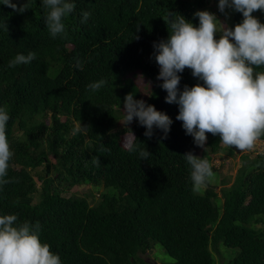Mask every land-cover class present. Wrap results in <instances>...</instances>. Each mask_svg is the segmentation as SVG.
Segmentation results:
<instances>
[{
  "label": "trees",
  "instance_id": "1",
  "mask_svg": "<svg viewBox=\"0 0 264 264\" xmlns=\"http://www.w3.org/2000/svg\"><path fill=\"white\" fill-rule=\"evenodd\" d=\"M214 1L72 0L75 9L63 21L66 36L56 38L42 0H27L23 13L0 4V107L10 115L13 152L6 177L12 182L0 186V214L38 221L41 242L61 264H155L157 247L173 264H264V149L222 150L220 137L207 134L200 158L212 164L217 153L241 152L244 164L231 186L221 181L219 193L211 179L193 191L182 155L197 156L199 146L176 120L178 105L166 103L157 80L153 43L168 37L167 12L197 26V11L225 19ZM226 11L227 25L242 21L241 13ZM83 12L90 13L86 22ZM253 15L264 23V12ZM29 52L36 54L30 63L8 67L16 54ZM179 75L180 90L203 83L190 69ZM136 78L153 84L147 100ZM101 79L104 87L87 89ZM129 93L170 117L166 138L156 128L146 137L136 118L118 128ZM129 129L136 151L123 143L132 137ZM144 147L151 155L142 160ZM80 185L90 192H71Z\"/></svg>",
  "mask_w": 264,
  "mask_h": 264
},
{
  "label": "clouds",
  "instance_id": "2",
  "mask_svg": "<svg viewBox=\"0 0 264 264\" xmlns=\"http://www.w3.org/2000/svg\"><path fill=\"white\" fill-rule=\"evenodd\" d=\"M0 4L19 13L29 10L27 0H2ZM42 6L51 37L66 36L63 21L75 9L72 0H42ZM218 9L226 18L228 9L241 13L242 21L229 26L216 14L203 10L194 14L199 20L197 26L179 12H167L163 20L168 37L153 43L159 66L157 80L162 81L159 86L167 92L166 103L178 105L176 120L182 122L186 135L192 136L197 146L203 147L210 133L238 151L252 150L264 137V23L253 15L264 12V0H218ZM89 15L83 12L82 22ZM35 58L34 52L16 54L8 67L28 64ZM186 68L203 83L185 85L180 90L179 74ZM106 83L101 79L88 84L87 89L96 92ZM122 111L121 123L127 127L136 118L146 128L144 135L148 138L153 136L154 128L162 130L165 138L170 131V117L145 100L134 99L133 93L124 97ZM9 119L7 107H0V186L12 182L6 179L13 157L7 137ZM86 126L82 124L73 131ZM134 140L132 133L125 145L129 151L137 150ZM139 155L145 160L151 153L144 147ZM182 156L190 166L193 191H199L214 176L212 164L191 151ZM93 160L99 163L98 157ZM40 229L38 221L33 224L19 221L16 214H0V264H61L50 245L41 242Z\"/></svg>",
  "mask_w": 264,
  "mask_h": 264
},
{
  "label": "rangeland",
  "instance_id": "3",
  "mask_svg": "<svg viewBox=\"0 0 264 264\" xmlns=\"http://www.w3.org/2000/svg\"><path fill=\"white\" fill-rule=\"evenodd\" d=\"M218 4V2L214 1L212 5ZM211 8L213 6H210ZM216 14V13H214ZM216 16H218L216 14ZM226 19V18H225ZM221 18V22L226 23V20ZM217 38H219V34L217 35ZM137 83L142 91V95L147 100L149 98V92L153 89V84L151 82H148L145 78H139L137 79ZM64 119V118H63ZM122 122V121H121ZM119 123L118 128L125 127L122 123ZM132 139L130 136H125L124 138V146L127 144L128 140ZM126 147V146H125ZM263 145L257 144L255 145L254 149L260 150L263 152ZM204 146H199V152L197 153L198 157H200L203 154ZM222 150H225V145H222ZM241 152L237 154V156H229L225 151H222L220 153H217L215 157H213L212 160V166L214 169L218 171V173L213 172L214 176L211 179V183L216 186L215 191L217 193L220 192V189L222 188L221 181H227V186H231L234 182L235 176L237 175L239 169L243 166V162L241 160ZM255 154H253L254 156ZM91 190V187L88 185H80L76 186L72 189L71 192L77 193V194H84L89 193ZM95 198H99V194H95ZM152 259L157 260L155 264H173L174 260L169 257V255L165 252L163 248L160 247V249L157 247L152 251ZM153 261V260H152Z\"/></svg>",
  "mask_w": 264,
  "mask_h": 264
},
{
  "label": "built area",
  "instance_id": "4",
  "mask_svg": "<svg viewBox=\"0 0 264 264\" xmlns=\"http://www.w3.org/2000/svg\"><path fill=\"white\" fill-rule=\"evenodd\" d=\"M257 144H261V145H263L264 146V143L263 142H261L260 140H258L257 141ZM263 149H264V147H263ZM253 151H256V152H259V153H261L262 151H260V150H256V149H252ZM251 150V151H252Z\"/></svg>",
  "mask_w": 264,
  "mask_h": 264
}]
</instances>
